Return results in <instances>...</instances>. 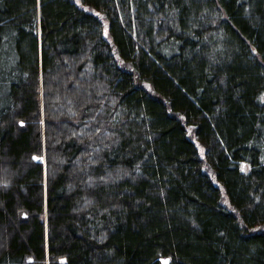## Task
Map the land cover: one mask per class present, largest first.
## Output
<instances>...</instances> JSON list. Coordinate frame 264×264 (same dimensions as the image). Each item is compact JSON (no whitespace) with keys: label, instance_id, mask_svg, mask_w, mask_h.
<instances>
[{"label":"trees","instance_id":"16d2710c","mask_svg":"<svg viewBox=\"0 0 264 264\" xmlns=\"http://www.w3.org/2000/svg\"><path fill=\"white\" fill-rule=\"evenodd\" d=\"M162 259L264 264V0H0V264Z\"/></svg>","mask_w":264,"mask_h":264},{"label":"snow or ice","instance_id":"6c2138e0","mask_svg":"<svg viewBox=\"0 0 264 264\" xmlns=\"http://www.w3.org/2000/svg\"><path fill=\"white\" fill-rule=\"evenodd\" d=\"M79 2H80V0H77V3H79ZM97 15H98V14H97ZM105 35H107V32H105ZM23 123H24V122L21 121V124H23ZM201 151H203V149H202ZM33 159L40 160V159H42V157L34 156ZM136 171H137V172L139 171V165H136ZM125 174H126V175H131V173H125ZM100 179H101V180H105L106 178H105V177H101ZM25 215H26V214H25ZM165 264H168V262L165 261Z\"/></svg>","mask_w":264,"mask_h":264},{"label":"rangeland","instance_id":"374dc122","mask_svg":"<svg viewBox=\"0 0 264 264\" xmlns=\"http://www.w3.org/2000/svg\"><path fill=\"white\" fill-rule=\"evenodd\" d=\"M91 11H92V10H91ZM194 142H195V141H194ZM195 144H196L197 147H198V150H199L200 155L203 156V151H201L203 148H202L197 142H195ZM165 261H167V260H166V259H162L163 264H165Z\"/></svg>","mask_w":264,"mask_h":264}]
</instances>
